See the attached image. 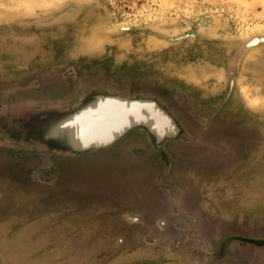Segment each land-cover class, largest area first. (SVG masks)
I'll use <instances>...</instances> for the list:
<instances>
[{
    "label": "rangeland",
    "instance_id": "obj_1",
    "mask_svg": "<svg viewBox=\"0 0 264 264\" xmlns=\"http://www.w3.org/2000/svg\"><path fill=\"white\" fill-rule=\"evenodd\" d=\"M88 87L175 117L185 136L164 144V181L196 214L193 233L215 250L264 238V0H0V105ZM162 159L140 131L77 158L0 145V264H264L232 245L220 261L195 250Z\"/></svg>",
    "mask_w": 264,
    "mask_h": 264
},
{
    "label": "bare ground",
    "instance_id": "obj_2",
    "mask_svg": "<svg viewBox=\"0 0 264 264\" xmlns=\"http://www.w3.org/2000/svg\"><path fill=\"white\" fill-rule=\"evenodd\" d=\"M96 33L93 27L89 35L90 41ZM53 103V106L50 105L47 111L43 112V109L31 112L25 109H11L9 113H0V129L8 132L17 130L25 142L40 144L44 141L69 152L89 150L96 145L112 142L132 127L145 130L153 146L158 150L166 138L181 137L184 133L178 122L176 124L170 115L158 106L160 103L147 96L135 99L121 93L93 89L83 92L74 105H58L63 109L52 110L51 108L58 107L55 102ZM11 123L17 125L13 126ZM46 126L48 128H45ZM54 133L61 136L64 134L68 138V143L55 138L47 139L50 137L48 135ZM9 135L6 134L8 138L3 137L5 141L12 143L17 141ZM160 154L167 166L168 156L161 150Z\"/></svg>",
    "mask_w": 264,
    "mask_h": 264
},
{
    "label": "water",
    "instance_id": "obj_3",
    "mask_svg": "<svg viewBox=\"0 0 264 264\" xmlns=\"http://www.w3.org/2000/svg\"><path fill=\"white\" fill-rule=\"evenodd\" d=\"M259 40L260 39H253L251 41H249L247 43V46H253V45H256L257 43H259ZM70 72H66V74H69ZM71 74L73 75V73L71 72ZM69 74V75H71ZM37 83V87L33 86V87H30V84L28 86H26L24 89H32V88H39V83L37 81H34ZM93 89H98L99 91H107L109 93H119V92H112L110 90H105V89H102V88H97V87H88V88H84V89H81L79 91H77L75 93V95L71 96L68 100L65 99V100H50L48 102H42V101H37V102H33V103H28V104H24V105H20V106H17V105H0L1 109H0V113H9L11 109H25L27 110V112H31L33 110H36V109H43V111H47L48 107L52 104H54L53 102H55V105L58 106V105H61V106H69V105H74V103H76V101L79 99V96L85 92V91H88V90H93ZM13 90H19V89H13ZM121 94H124V93H121ZM124 95H127L129 96L130 98H135V99H138L139 96H146V95H128V94H124ZM147 97H150V96H147ZM76 98V99H75ZM153 99V97H150ZM71 99H74V100H71ZM154 100L157 101V104L162 110L166 111L168 115H170L169 117L172 118L175 123L177 122L175 117L167 110V108L164 107V105L157 99L154 98ZM53 106V105H52ZM60 106L56 107V108H51L52 110L54 109H63V108H59ZM34 115V114H32ZM47 115V114H46ZM31 116V114H30ZM45 122V121H44ZM177 124V123H176ZM179 124V123H178ZM180 126V125H179ZM45 128H48V126H46ZM16 129V128H15ZM10 130V129H9ZM134 131H140L142 132L146 139L149 141L152 149L154 150V152L159 155V157L162 159L161 157V154H160V150L163 154H166L167 152L165 151L164 149V144L166 142H169V141H182L185 136V134L183 133L181 137H169V138H166L165 140H163L162 142V145H161V149H157L153 146V143L149 137V135L147 134V132H145V130H143L142 128H139V127H132L131 129L129 130H125L124 133H122L116 140H113L112 142H109V143H106V144H99V145H96L94 146L93 148H90L89 150H84V151H79V152H69L68 150H65V149H62L60 148L59 146L57 145H50L48 144L47 142H44L42 141L40 144L39 142H32V143H29L28 141H24V139H22V136L16 131H6V130H1L0 129V145L1 146H4V147H10V148H13V149H20V150H29V151H34V152H39V153H42L44 155H49V156H59V157H69V158H77V157H83V156H87V155H91V154H94V153H98V152H101V151H104V150H107V149H110L112 148L113 146H115L117 143H119L121 140H123L126 136H128L130 133L134 132ZM12 134V135H9V134ZM9 135L13 138H15L14 140H17L15 142H7L5 141V138H8ZM20 136V138H16ZM50 137H47V139H50V140H53V138L55 139H58L60 142H66L68 143V138L63 134V136L61 135H55V133L53 135H48ZM26 137V136H25ZM47 139H44V140H47ZM35 140V139H33ZM38 140V139H37ZM18 142V143H17ZM130 151L134 154H137V155H142L143 152L142 150L140 149H134V148H131ZM159 151V152H158ZM167 155V154H166ZM169 157V156H168ZM163 161V159H162ZM170 161V159H169ZM43 168H50L51 170H53V175L51 177H40L37 175V172L39 171V169H43ZM39 169H37L34 174H35V177L40 181V182H44V183H48V182H51L53 181L55 178H56V170L55 168L52 166V165H44V166H41ZM170 172V163L168 162V165L165 166L164 164V161H163V171L161 173V175L159 176L158 178V181L159 183L162 185V186H165L169 189H171L175 195H176V198L174 200V204H175V207L177 208V210L180 212L181 215L183 216H187L190 218V222L188 223L187 227L185 228V234L187 235V239L188 240H197L198 242H200L202 245V247H199V248H195V250H205L207 253H208V256L211 257L212 259H215V260H223L225 258V256L227 255V248L229 246H234L236 248V251L234 252V250H230L232 251V253H237V254H240V255H245L244 253H247V255L249 256H252V257H257L259 256L263 261H264V238H260V237H249V236H242V235H228L224 238H222V240L220 241L219 243V248L217 250H215L211 245L210 243L208 242V240L202 236V234H197V233H193L191 231V226L193 224V222H195L196 220V214L193 213L192 211H188V210H185L183 207H182V194L179 190V188L177 186H175L174 184L172 183H167L164 181V178L169 174ZM132 220L133 221H140L139 217H132ZM158 225L165 231L166 228H167V225H166V222L165 220H159V223ZM180 226L178 224H176L175 228L178 229ZM147 240L148 241H151V239L149 237H147ZM174 243L178 244V245H181L183 244L184 242L183 241H178V240H175ZM207 245H209L212 249V251L214 252H217V257L218 259H216L214 256H211L212 254H210L209 251H211V249L209 250ZM198 250V251H199ZM244 250L246 252H244ZM211 251V252H212ZM224 253L222 255V252ZM215 254V253H214Z\"/></svg>",
    "mask_w": 264,
    "mask_h": 264
}]
</instances>
